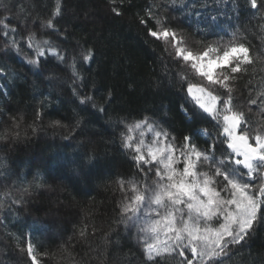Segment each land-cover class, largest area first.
Instances as JSON below:
<instances>
[{
    "label": "trees",
    "instance_id": "obj_1",
    "mask_svg": "<svg viewBox=\"0 0 264 264\" xmlns=\"http://www.w3.org/2000/svg\"><path fill=\"white\" fill-rule=\"evenodd\" d=\"M162 2L171 4V0H61L62 15L55 19L56 28L64 33L60 35L39 25L51 15L56 0H0V5L8 6L7 10L0 6V20L17 29L12 35L22 48L15 50L0 27V67L5 69L0 74V264H32L29 244L38 264H74L89 257L88 264H152L145 260L136 229L121 222L123 194L117 181L142 173L121 147L120 121L148 117L177 144L190 136L205 149L220 131L187 94V83H200L202 78L174 56L170 45L149 35L148 29L156 27L151 20L140 23L150 4ZM254 13L247 0H177L162 15L194 52L208 44L223 47L235 32V42L245 43L250 54L259 57L249 66L255 78L251 84L248 77L238 80L233 96L246 115L264 123L257 105L248 104L264 77V13ZM29 29L37 32V39H50L66 49L69 60L61 63L46 55L39 67L30 65ZM79 45L92 48L94 58L78 64L84 80L75 86L82 96L94 98L95 108L81 104L73 94L69 64ZM53 120L61 126L52 127ZM205 131L211 136L203 135ZM214 147L218 156L226 149L219 142ZM82 230L87 242L79 235ZM97 246L103 249L99 260L91 251ZM180 259L161 264H178ZM222 264H264V221L254 226L246 242L232 247Z\"/></svg>",
    "mask_w": 264,
    "mask_h": 264
},
{
    "label": "snow or ice",
    "instance_id": "obj_2",
    "mask_svg": "<svg viewBox=\"0 0 264 264\" xmlns=\"http://www.w3.org/2000/svg\"><path fill=\"white\" fill-rule=\"evenodd\" d=\"M247 2L255 10L254 15L264 13V3L259 0ZM176 3L177 0H171V4H150L144 16L139 18L140 23L146 25L151 20L156 27L148 29L149 35L170 45L174 56L189 64L202 78L200 83H187V94L216 121L220 131L213 144L205 149L194 143L190 136L177 144L175 137L170 138L167 131L148 117L132 123L122 119L121 147L128 150L142 175L121 177L117 181L123 194L119 204L121 222L126 228L136 229L145 260L152 264L176 257L181 258L178 264H222L232 247L246 242L254 226L264 221V123H256L246 115L233 96L238 80L248 77L251 84L256 72L250 73L249 66H254L259 57H253L245 43L235 42V32L232 33L233 40L223 47L208 44L202 51L194 52L187 47L184 37L168 25L167 16L162 15ZM0 6L8 9L6 4ZM112 11L121 15L117 8ZM60 15L62 3L56 0L51 15L39 20L40 27L64 35L55 24ZM215 19L211 17V21ZM261 19L264 20V15ZM0 27L10 38L13 48L22 51L12 35L17 29L7 20H0ZM26 39L32 53L28 63L33 67H39L41 58L46 55L54 56L61 63L69 60L66 49L50 39H37L35 30L29 29ZM93 58L92 48L79 45V52L70 57L69 67L74 78L73 94L81 104L91 103L95 108L94 98L82 96L75 86L77 81L84 80L78 64H86ZM4 72L5 69L0 67V74ZM180 79L187 80V75L180 74ZM261 85L256 97L250 98L248 104L257 105L264 116V77H261ZM251 91L249 89L250 96ZM99 110L105 109L100 106ZM247 111L251 113L252 108ZM39 116L38 112V119ZM79 124L78 120L77 126ZM15 126L18 127V123ZM51 126H61V122L53 120ZM202 134L211 136L206 131ZM217 142L226 145L219 156L214 147ZM79 235L87 242L85 231ZM91 251L97 253V260L103 254L99 246ZM65 252L72 256L68 249ZM27 253L32 264H38L31 244L27 246ZM89 259L91 257L74 264H88Z\"/></svg>",
    "mask_w": 264,
    "mask_h": 264
},
{
    "label": "rangeland",
    "instance_id": "obj_3",
    "mask_svg": "<svg viewBox=\"0 0 264 264\" xmlns=\"http://www.w3.org/2000/svg\"><path fill=\"white\" fill-rule=\"evenodd\" d=\"M149 135H151V134H149Z\"/></svg>",
    "mask_w": 264,
    "mask_h": 264
}]
</instances>
